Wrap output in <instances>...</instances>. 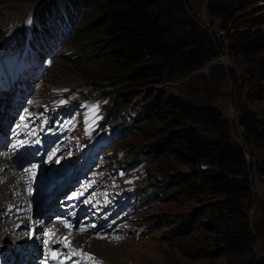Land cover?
<instances>
[{
  "label": "rangeland",
  "instance_id": "obj_1",
  "mask_svg": "<svg viewBox=\"0 0 264 264\" xmlns=\"http://www.w3.org/2000/svg\"><path fill=\"white\" fill-rule=\"evenodd\" d=\"M48 1L0 0V116L13 114L14 118L18 111L21 113L26 108L43 112V103L59 97L56 101H60L66 110L54 122L53 135L60 143L55 146L58 147L59 155L64 150L68 155L77 152L71 139L78 138L81 140L80 146H87L93 136L106 130L99 141L100 147L96 148L94 162L86 164V175L92 172L94 179L103 178L98 181L99 187L92 193L93 198L98 201L102 188L109 186L120 193L124 192L123 196L131 190L134 195L133 200L124 202L122 197L120 199V193L116 194L110 208L113 212L111 221L96 220L97 223L102 222L104 228L95 226L94 235L108 229L114 234L110 243L114 248L112 258H109L111 263L229 264L234 254L229 253L232 249L226 242L224 230L232 227L240 241L233 251L253 258L264 254V172L259 169L264 161V137L260 143H249L248 146V142L244 141L245 126L239 120V112L244 106L252 111V115L262 116L264 96L259 89L264 86V74L254 62L246 63L242 53L230 49L226 44L227 31L232 30V24H238L240 28L253 18L264 17V0H211L220 7L230 3L226 14L224 11H219V14L210 12V0H184L185 7L192 15L224 41L219 43L217 53L191 69L179 71L168 68L160 78L141 81L124 80L123 72L116 71V66L106 62L102 54L87 57L98 43V38L89 28L76 30L75 27L93 19L100 0L74 6L72 15L69 11L65 13L58 0L57 9L51 11V7L49 12L43 10L45 14H50L47 18H51L50 22L46 20V24L51 27L50 32H43L50 33L43 39L44 43L39 44L43 37L40 32L34 35L33 40L40 48V67L35 72L27 69L13 75L7 70L11 62L3 51L4 45L14 40L17 42L22 33L28 35L32 31V23H38L35 11ZM240 1L245 5L235 8L233 5ZM68 13L70 15H66ZM222 20L226 23L225 27L220 26ZM214 56L219 57L202 67ZM246 66L251 67V70L246 71ZM198 67L201 68L192 72ZM101 73H110L111 76L103 78ZM132 90L136 93L134 97L128 102L122 101V93ZM168 93L180 95L194 104L213 103L225 114L231 104L238 111V117H229L231 133L233 138L243 142L251 179L249 190L240 193L241 214L232 216L221 200L224 197L220 193L180 184L178 178H175L176 174L191 170L189 162L169 153L155 154L152 150L148 151L151 141H156L166 132L168 118H152L146 130L121 128L129 118L141 113L144 105ZM32 119V128L36 129V122L41 117L33 116ZM2 121L0 118V126ZM188 122L197 124L205 134H215L202 118ZM9 128L8 131H11ZM66 131L69 132L67 141L62 139ZM1 135L0 147L6 145L7 137ZM142 149L146 151L143 160L132 157L134 152L138 153ZM127 158L129 160L126 161ZM51 161L50 158L49 163L52 165ZM166 178L171 181L169 186L174 189L173 194L168 196L156 192L157 183L163 185ZM123 184L124 188H121ZM81 190L85 191L86 188ZM84 198L85 201L89 200ZM120 200L123 203L117 209ZM12 211L9 209V213ZM217 214H223L221 220L212 221ZM88 218L84 220H94L91 216ZM205 221L208 224H204ZM242 222H247L246 231L243 230ZM23 225H19V233L12 234L4 231L0 225V243L28 235L27 223ZM40 241L33 236L23 240L21 245H14V248L16 251L21 248L26 252L33 251L38 256L36 251L41 249ZM7 260L9 262L6 264H10L11 259ZM15 260L16 264H20L18 257ZM95 263L106 264L102 257Z\"/></svg>",
  "mask_w": 264,
  "mask_h": 264
},
{
  "label": "trees",
  "instance_id": "obj_2",
  "mask_svg": "<svg viewBox=\"0 0 264 264\" xmlns=\"http://www.w3.org/2000/svg\"><path fill=\"white\" fill-rule=\"evenodd\" d=\"M56 1L58 0H49L35 11L38 21L32 25L35 33L40 32L43 36L50 34L43 33L50 32L51 27L46 24V20L51 21V18H47L50 14L45 12H49L51 7V11L57 9ZM92 1L60 0V4L65 13L69 11L72 15L74 6L89 4ZM229 4L220 7L210 0L208 6L210 12L219 14V11H224L226 14ZM244 5L245 3L240 1L233 6L238 9ZM69 13L66 15H70ZM263 20L264 17L253 18L245 23L248 26L240 28L234 23L226 36L227 46L242 53L246 63L254 62L262 74H264V24L261 25ZM220 26H226L224 20ZM85 27L95 32V37L98 38V43L87 57L102 54L106 62L116 66V71L123 72L124 80L133 81L160 78L168 68L179 71L191 69L217 53L219 43L224 41L192 15L185 7L184 0H100V6L93 19L78 25L75 29L81 30ZM22 41L21 37L14 45L20 47ZM245 68L246 71L251 70V67ZM101 75L103 78L111 76L110 73ZM259 90L264 96V86ZM135 94V90L122 93V101H130ZM156 116L168 118L167 129L159 139L151 141L148 151L152 150L155 154L169 153L189 162L191 170L179 171L176 174L175 178H178L180 184L220 193L224 197L221 200L231 215L241 214L240 193L250 188V170L244 145L232 137L230 118L213 103L194 104L180 95L168 93L144 105L143 111L129 118L121 128L146 130L151 119ZM198 118L208 123L215 134H205L197 124L188 122H194ZM239 120L245 126L244 141L248 142V146L249 143H260L264 137V108L262 116H254L252 111L244 106L239 112ZM250 150L252 151V147ZM145 152L143 149L139 150L138 153L134 152L132 157L143 160ZM203 161L206 166L199 168V163ZM259 169L264 172V161L259 165ZM170 182L166 178L163 185L157 183L156 192L172 195L174 189L169 186ZM222 215L213 216L216 221L213 219L212 221L221 220ZM203 223L208 224L207 221ZM242 225L246 231L247 222H242ZM224 231L226 242L232 249L229 253L234 254L229 264H264V254L253 258L241 256V252L233 251L239 245V236L234 233L236 231L234 227Z\"/></svg>",
  "mask_w": 264,
  "mask_h": 264
},
{
  "label": "bare ground",
  "instance_id": "obj_3",
  "mask_svg": "<svg viewBox=\"0 0 264 264\" xmlns=\"http://www.w3.org/2000/svg\"><path fill=\"white\" fill-rule=\"evenodd\" d=\"M0 118L3 119V124L0 126V128H2L0 129V133H2L1 137L4 138L6 137L5 131L8 132L7 124L13 119V115L8 114V116H0ZM101 138L102 136L99 135L96 141ZM30 148L35 149V146L32 143V140H29L28 138H21L19 140L15 152L11 156L9 155L10 151L7 150L5 145L0 147L1 228L8 233H19L20 224L25 225L27 223L28 226V235H24V238L21 237L19 239H12L0 243V264H6V262H9V260H7L8 258L11 259L10 264H16V257H18L20 264H40V261H42V264H61V260H63L62 264H74V262H78V264H94L97 260L94 256L96 253L99 257L103 258V262L106 264H112L110 261L111 259H109L112 258V253L114 251L112 244H110L114 238L111 229L103 230L100 234L94 235L96 232L94 229L95 226H97V228L104 227H102V222L97 223L96 220H93L92 216L91 219L95 222L86 220V222L81 225V229H84L85 227H90L92 229H84L81 231V229L77 230L75 226L68 227L64 225L71 224L74 220L82 219L84 212H89L91 201H85V198L83 199L84 196L79 197L78 194H74L69 199L61 198L53 207V219L44 222L41 218L39 215L40 209L34 208L37 197L50 185L51 182L60 180L58 176L60 174L55 169L56 162L52 159L53 157H46L45 166H37L35 169L37 170L34 171L35 184L30 188L32 183L27 175L28 172L24 170L26 162H32L29 161L30 156H33L30 152ZM50 158L52 159V165L49 163ZM48 194L49 192L47 195ZM51 205H53L52 201L49 204L46 203V209ZM71 205L75 207V209L69 208ZM9 209H12L13 211L9 213ZM88 217L89 216L85 219H89ZM99 221H104V219H99ZM47 223L49 224L47 225ZM50 235L53 236L50 241H48ZM33 236H35V239L41 240V249L43 239L48 241V245L47 247L45 246V248L48 249L50 253H48L44 259H41L40 253L37 256L33 254V251L26 252L22 248L16 251L14 248V245H21L23 240H29ZM62 236H64V238L67 237V239L70 240V247L65 246L66 244H69V242L64 240ZM51 243L52 245L57 246V249L62 251L60 255L56 256L51 253ZM37 245L39 246V244ZM78 248H82V250L79 252ZM72 249H76L77 252L72 254ZM81 252H91V257L95 260H90L87 257L83 258L80 254ZM53 256L56 258L53 259Z\"/></svg>",
  "mask_w": 264,
  "mask_h": 264
},
{
  "label": "snow or ice",
  "instance_id": "obj_4",
  "mask_svg": "<svg viewBox=\"0 0 264 264\" xmlns=\"http://www.w3.org/2000/svg\"><path fill=\"white\" fill-rule=\"evenodd\" d=\"M70 198H71V197H70ZM83 230H84V229H81V231H83ZM69 235H70V233H69ZM65 239H67V237H66ZM117 239H119V237H117ZM47 245H48V241H45V246L47 247ZM65 246H66V247H70V242H69V244H66ZM71 252H72V254H75V253L77 252V250H76V249H72ZM80 254H81L82 256H84V257H87V258L90 259V260H93V259H94V258L91 257L88 253L81 252ZM52 258L55 259L56 257L53 256ZM61 264H62V262H61ZM74 264H78V262H74Z\"/></svg>",
  "mask_w": 264,
  "mask_h": 264
},
{
  "label": "built area",
  "instance_id": "obj_5",
  "mask_svg": "<svg viewBox=\"0 0 264 264\" xmlns=\"http://www.w3.org/2000/svg\"><path fill=\"white\" fill-rule=\"evenodd\" d=\"M229 109H230V110L226 113V115H227L228 117L232 118L233 115H237V117H238V111L236 112L234 105H232V104L229 105ZM237 117L235 118L236 120H237ZM246 155H247V154H246ZM205 166H206L205 163H199V165H198L199 168H203V167H205Z\"/></svg>",
  "mask_w": 264,
  "mask_h": 264
},
{
  "label": "water",
  "instance_id": "obj_6",
  "mask_svg": "<svg viewBox=\"0 0 264 264\" xmlns=\"http://www.w3.org/2000/svg\"><path fill=\"white\" fill-rule=\"evenodd\" d=\"M225 50H226V49H225ZM227 53H228V52H227ZM218 57H219V56H214V57H212L211 59L207 60V61L204 63V65H203L202 67H206L211 61L217 59ZM220 57H222V56H220ZM227 57H228V56H227ZM199 68H201V67H198V68L193 69L192 72L198 70ZM239 128H240V126H239ZM239 130H240V129H239ZM240 142H241V141H240ZM241 143L243 144V142H241ZM39 251H40V250H39Z\"/></svg>",
  "mask_w": 264,
  "mask_h": 264
}]
</instances>
